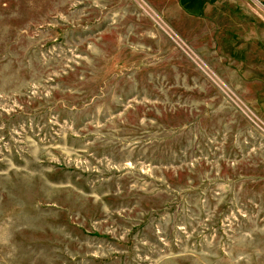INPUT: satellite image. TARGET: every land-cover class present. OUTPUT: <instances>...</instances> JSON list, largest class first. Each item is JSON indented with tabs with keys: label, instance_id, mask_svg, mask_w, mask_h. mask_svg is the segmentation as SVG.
Listing matches in <instances>:
<instances>
[{
	"label": "rangeland",
	"instance_id": "1",
	"mask_svg": "<svg viewBox=\"0 0 264 264\" xmlns=\"http://www.w3.org/2000/svg\"><path fill=\"white\" fill-rule=\"evenodd\" d=\"M264 0H0V264H264Z\"/></svg>",
	"mask_w": 264,
	"mask_h": 264
},
{
	"label": "crops",
	"instance_id": "2",
	"mask_svg": "<svg viewBox=\"0 0 264 264\" xmlns=\"http://www.w3.org/2000/svg\"><path fill=\"white\" fill-rule=\"evenodd\" d=\"M262 4L264 5V1L262 2ZM264 110H263V108H262V110H261V112H263Z\"/></svg>",
	"mask_w": 264,
	"mask_h": 264
}]
</instances>
